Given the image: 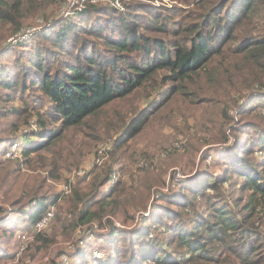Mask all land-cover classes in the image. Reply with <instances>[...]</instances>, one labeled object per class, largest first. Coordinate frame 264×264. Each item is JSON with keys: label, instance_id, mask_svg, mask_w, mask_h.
Wrapping results in <instances>:
<instances>
[{"label": "trees", "instance_id": "trees-1", "mask_svg": "<svg viewBox=\"0 0 264 264\" xmlns=\"http://www.w3.org/2000/svg\"><path fill=\"white\" fill-rule=\"evenodd\" d=\"M61 1L0 0V40L11 36L3 34L7 25L15 34L39 16L50 21L0 45V118L7 133L0 144L24 140L22 160L53 178L101 157L104 142L106 156L67 182L71 192L57 212L52 205L60 193L38 189L15 208L16 217L0 220V259L12 258L10 238L23 243L24 225L35 233L28 244L45 249L57 240V225L68 224L67 237L83 230L82 246L63 255L71 264H264V0L181 1L196 3L191 9L124 0L123 10L98 0L58 18ZM177 98L213 109L216 142L205 144L221 147L218 171L206 164L155 198L137 188L124 156ZM1 150L0 160L10 148ZM39 153L43 162L33 163ZM142 164L153 167V161ZM36 174L34 180L45 177ZM151 198L135 226L115 224L121 213L133 221L130 209L145 203L146 211ZM50 210L54 222L38 230ZM92 236L101 239L102 255Z\"/></svg>", "mask_w": 264, "mask_h": 264}, {"label": "rangeland", "instance_id": "rangeland-1", "mask_svg": "<svg viewBox=\"0 0 264 264\" xmlns=\"http://www.w3.org/2000/svg\"><path fill=\"white\" fill-rule=\"evenodd\" d=\"M110 1L112 0H104ZM122 7H119L115 4L116 7L123 10L125 9L124 0H120ZM150 2L159 3L158 0H147ZM164 2L172 4H179L187 6L184 3H181L182 0H163ZM170 5V4H169ZM196 3H192L191 6H187V9L194 8ZM71 15H74L73 13ZM69 15V16H71ZM29 21V20H27ZM25 20V22H27ZM24 22V23H25ZM38 26L35 22L22 25L15 34L9 31L7 25L3 34H10L9 38H2L1 43L6 39L7 42H11L15 36L21 32H26L28 28ZM24 29V30H23ZM13 34V35H12ZM5 42V41H4ZM4 42L2 44H4ZM1 48V46H0ZM30 102H33L30 100ZM133 102H125L123 106H127ZM3 103V106H8ZM212 108L208 107L205 103L204 105L196 104L188 99L181 100L179 98L174 99L173 108H167L163 112V117L159 120L156 118L153 122L149 123L147 127L135 138L132 142V149H129L127 154L124 156L127 162H130L131 170L129 173H133V176L136 177L137 188L142 189L145 194L154 195L157 198V195H160L162 192L173 188L177 182L187 178L199 170H203L205 165H209L210 168H214L218 171V168L215 165L217 154L220 153L219 143H215L212 147L206 146L205 142H216L214 136L216 135L218 129L213 120H210ZM34 121V120H33ZM35 122V121H34ZM4 118H0V135L5 136L7 133L2 128L5 125ZM32 123V122H31ZM34 127V123L32 124ZM102 129V126L99 125V130ZM8 130V126H7ZM20 131H18V134ZM200 136V137H199ZM5 139L7 137H4ZM102 139H111V137H104ZM233 139V138H232ZM14 143L10 141H4L0 145V153H2L3 146H9L10 150H7L6 153L2 154L0 160V220H5L10 216L16 217L14 214L15 208L28 204L26 198L32 194V192L41 189L42 193L46 194L49 192L60 193L59 199L52 205L55 209V212L58 210V205L62 202L61 198L68 193L64 189V186L71 179L73 181L76 177L81 175H74L75 168L69 171L67 168H63L64 175L61 178H53L48 176V172L44 169L32 170L28 165L22 160L19 148L24 146L26 143ZM203 143V144H202ZM21 147V148H22ZM95 150L90 153L94 154ZM89 155V154H88ZM134 156V160H131V157ZM94 155L87 157L85 161L86 165H91L93 162ZM32 162L42 163L44 160L43 153L35 154L31 158ZM109 159V156H108ZM107 159V160H108ZM148 160L153 161V167L142 164L144 161ZM85 165V166H86ZM143 165V166H142ZM68 170V171H67ZM36 173L42 174L44 179L38 181L34 180L33 176L38 175ZM129 174V175H130ZM91 174L86 175L85 180L91 178ZM125 177V176H124ZM72 181V182H73ZM16 182H20L19 188L16 186ZM146 183L150 189L147 190L144 188L143 183ZM159 192L156 195V192ZM154 202V199L151 198L147 204V210L144 211V205H140V208L135 210L130 209V212L133 213V221L131 217L126 216L121 213L116 219L115 224L117 226H135L138 221L142 218L144 214L149 213V208ZM33 204V203H32ZM110 214H106L109 216ZM105 216V218H106ZM121 216V217H120ZM132 216V215H131ZM56 217V213H55ZM53 218V220L55 219ZM52 220V223L54 222ZM5 221H0L1 223ZM21 223V222H20ZM51 223V224H52ZM27 225H24L22 228L27 230L25 233L35 237V233L31 228H27ZM51 226V225H50ZM50 226L45 229L48 233L52 231ZM4 227H2L3 229ZM58 233L57 240L51 243L47 248H36L35 244H28L26 251L21 250V239L20 242L14 239V236L10 238V243L8 244L7 249H10L12 252V258L7 260H1L0 264H62L64 261L65 264H71L67 260V257L64 254H73L82 246L81 237H78L80 233L83 232L80 228H76L72 236L67 237L66 234L70 231L68 224L66 227L57 225ZM0 229V230H2ZM106 234H109L110 230L101 229ZM34 239V238H33ZM1 236H0V246H1ZM101 242V239L97 240L95 236H92L90 243L97 248L98 244ZM99 247L95 250L96 255H102ZM66 254V255H67ZM63 257V259H62ZM64 264V263H63ZM77 264H85L82 261H79ZM91 264V263H89ZM230 264V263H222Z\"/></svg>", "mask_w": 264, "mask_h": 264}, {"label": "built area", "instance_id": "built-area-1", "mask_svg": "<svg viewBox=\"0 0 264 264\" xmlns=\"http://www.w3.org/2000/svg\"><path fill=\"white\" fill-rule=\"evenodd\" d=\"M96 1H98V0H63L59 4L58 18L68 17L72 13L73 14L77 13V12L83 10L84 8H86L88 2H96ZM112 3L117 5V6H119V7H122V4H121L120 0H112ZM36 23L38 24V26H34V27H31V28H28L26 30V32H21L20 34L15 36L12 40H10L11 43L16 42L19 38H24V37H26L28 35H31V34L37 32V31L41 30L43 27L47 26L50 23V21H46L43 16H39L37 18V20H36ZM33 123H34V126L37 127V123L36 122H32V124ZM106 147H107V143L106 142L102 143L101 146H100V153H101L102 156L98 157L95 160H93L91 165L88 164L86 166L80 167L79 169L75 170L74 171V175L76 173H78V174H86V172L89 171L91 168H93L95 164L101 163L103 158L106 156ZM89 174L90 173H87V175H89ZM71 178H70V180H72ZM64 189H65V191L68 192L70 190V184L67 183L64 186ZM53 217H54V210L48 211L36 223L37 229L40 230V229H43L46 226H48ZM22 238H23V244L21 246V250L26 247V245L28 244V242L31 239V236H29L26 233H23L22 234Z\"/></svg>", "mask_w": 264, "mask_h": 264}]
</instances>
